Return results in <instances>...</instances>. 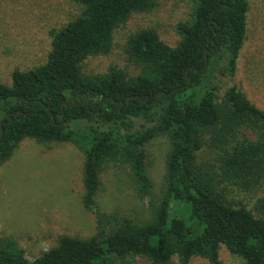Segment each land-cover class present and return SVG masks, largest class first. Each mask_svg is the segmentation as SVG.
Masks as SVG:
<instances>
[{"label":"trees","instance_id":"1","mask_svg":"<svg viewBox=\"0 0 264 264\" xmlns=\"http://www.w3.org/2000/svg\"><path fill=\"white\" fill-rule=\"evenodd\" d=\"M72 1L81 14L50 32L46 62L14 70L11 85L0 84V165L26 139L75 146L83 156L81 201L96 214V232L61 236L32 261L0 239V264H189L194 257L220 264L221 247L243 264H264V196L253 209L232 198L234 188L248 192L264 181V110L235 85L218 95L247 39L249 0H190L173 48L155 29L130 35L125 54L135 76L115 67L86 74L83 63L107 55L115 30L153 11L157 0ZM160 137L168 151L156 203L146 160L147 145ZM109 166L120 167L136 195L149 200L148 220L99 213L100 174ZM179 205L187 216L178 217Z\"/></svg>","mask_w":264,"mask_h":264},{"label":"rangeland","instance_id":"2","mask_svg":"<svg viewBox=\"0 0 264 264\" xmlns=\"http://www.w3.org/2000/svg\"><path fill=\"white\" fill-rule=\"evenodd\" d=\"M72 0H0V84L11 85L14 70L28 71L44 64L51 49L50 32L58 30L81 14ZM190 0H157V7L145 14H133L113 34L107 55L87 58L86 74H105L110 67L128 76L138 74L127 59L125 47L130 35L155 29L160 40L175 47L180 40L176 26L189 19ZM220 98L235 85L247 100L264 110V0H249L247 39L240 50L232 79H221ZM168 144L156 138L147 145V169L152 182L151 201L158 202L163 191ZM209 150L198 156L207 158ZM83 156L69 143L47 146L34 140L22 141L8 161L0 165V239L15 242L32 261L57 244L61 236L86 239L96 232V214L82 205ZM96 200L102 216L115 215L135 221L149 218V200L139 198L118 166L106 167L100 174ZM264 196L262 186L252 191L234 188L232 198L253 209ZM150 201V202H151ZM175 212L187 216L183 205ZM186 212V213H185ZM220 264H243L221 247ZM118 264H150L144 258ZM172 264H179L173 259ZM189 264H211L194 257Z\"/></svg>","mask_w":264,"mask_h":264}]
</instances>
